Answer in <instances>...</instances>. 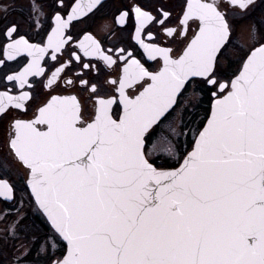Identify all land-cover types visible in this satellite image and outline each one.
Returning a JSON list of instances; mask_svg holds the SVG:
<instances>
[{
    "label": "snow or ice",
    "instance_id": "obj_1",
    "mask_svg": "<svg viewBox=\"0 0 264 264\" xmlns=\"http://www.w3.org/2000/svg\"><path fill=\"white\" fill-rule=\"evenodd\" d=\"M262 8L0 0V264H264Z\"/></svg>",
    "mask_w": 264,
    "mask_h": 264
},
{
    "label": "flooded vegetation",
    "instance_id": "obj_2",
    "mask_svg": "<svg viewBox=\"0 0 264 264\" xmlns=\"http://www.w3.org/2000/svg\"><path fill=\"white\" fill-rule=\"evenodd\" d=\"M18 3H26V0H17ZM124 0H106V11L111 13L112 11H115V9L117 7L120 6L121 3H123ZM180 0H145V3H168V4H176V3H179ZM257 3L259 4L260 3V0H257ZM261 10H264V8H262ZM257 15H259V12H257ZM19 16V13L18 12H13L12 13V17L13 18H16ZM88 28V24L85 23V24H77L75 26V29L74 31L75 32H80L84 29H87ZM22 30H27L26 27H24ZM124 36V39H125V42L126 43H129L130 41H128V38H127V33H124L123 34ZM30 39L32 40H38L39 37H36V36H30L29 37ZM134 44V42H131ZM135 47H138V46H135ZM204 115V109H200V112H199V116L200 117H203ZM19 186V185H18ZM30 191V190H29ZM22 194V193H21ZM7 203L8 202H5L2 200V198H0V206L5 208L7 206ZM25 207H29L30 208V211H29V214H27V217H28V220H27V225L29 227H34L35 229H38V221H39V211H36L32 208L31 205L29 204H25ZM45 221V220H44ZM45 223L47 224L46 225V229H49V226H48V223L45 221ZM64 247H65V244H64Z\"/></svg>",
    "mask_w": 264,
    "mask_h": 264
},
{
    "label": "rangeland",
    "instance_id": "obj_3",
    "mask_svg": "<svg viewBox=\"0 0 264 264\" xmlns=\"http://www.w3.org/2000/svg\"><path fill=\"white\" fill-rule=\"evenodd\" d=\"M180 140L181 142H183L184 138L183 137H180ZM0 208H3L0 206ZM29 211H30V208L29 207H25V215L27 216V214H29ZM45 221H44V218L43 216L39 213V221H38V229L41 231V232H46L48 231L49 229H46V225H45Z\"/></svg>",
    "mask_w": 264,
    "mask_h": 264
},
{
    "label": "water",
    "instance_id": "obj_4",
    "mask_svg": "<svg viewBox=\"0 0 264 264\" xmlns=\"http://www.w3.org/2000/svg\"><path fill=\"white\" fill-rule=\"evenodd\" d=\"M46 218V217H45ZM65 243V245H66V242H64ZM66 250V249H65Z\"/></svg>",
    "mask_w": 264,
    "mask_h": 264
},
{
    "label": "trees",
    "instance_id": "obj_5",
    "mask_svg": "<svg viewBox=\"0 0 264 264\" xmlns=\"http://www.w3.org/2000/svg\"><path fill=\"white\" fill-rule=\"evenodd\" d=\"M46 225V224H45Z\"/></svg>",
    "mask_w": 264,
    "mask_h": 264
}]
</instances>
